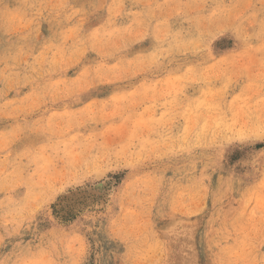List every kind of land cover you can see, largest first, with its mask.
<instances>
[{
	"label": "rangeland",
	"instance_id": "obj_1",
	"mask_svg": "<svg viewBox=\"0 0 264 264\" xmlns=\"http://www.w3.org/2000/svg\"><path fill=\"white\" fill-rule=\"evenodd\" d=\"M0 264H264V0H0Z\"/></svg>",
	"mask_w": 264,
	"mask_h": 264
}]
</instances>
